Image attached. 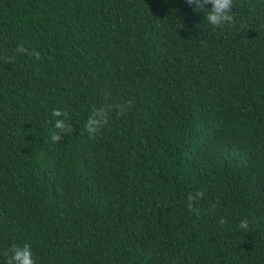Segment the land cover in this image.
<instances>
[{"label":"trees","instance_id":"obj_1","mask_svg":"<svg viewBox=\"0 0 264 264\" xmlns=\"http://www.w3.org/2000/svg\"><path fill=\"white\" fill-rule=\"evenodd\" d=\"M193 9L0 0V264H264V0Z\"/></svg>","mask_w":264,"mask_h":264},{"label":"clouds","instance_id":"obj_2","mask_svg":"<svg viewBox=\"0 0 264 264\" xmlns=\"http://www.w3.org/2000/svg\"><path fill=\"white\" fill-rule=\"evenodd\" d=\"M187 4L192 6L194 5L195 12L207 13L206 19L210 25L213 27H221L225 24H230L233 22L234 17L232 15L233 0H186ZM211 4V8L208 9L206 6ZM17 53H25L27 50L23 45H19L16 49ZM28 55H35L39 59V53H28ZM12 58H8L6 62H10ZM52 115L57 117L54 123V129L51 132L52 142L61 141L64 135L71 132V126L68 125L64 119H59L62 116H66V113H63L60 110L53 109ZM107 123V113L103 108L93 109L92 113L89 116V119L85 125L86 130L90 136L95 135V133L100 129V127ZM203 193L198 192L196 197H202ZM193 195H189L188 208L191 211H196L193 207V202L196 199ZM221 224L224 223L223 220L220 221ZM239 227L247 230L248 221L242 220L239 224ZM6 264H35L33 259V253L31 246L27 243L22 246L12 245L11 248L5 252Z\"/></svg>","mask_w":264,"mask_h":264}]
</instances>
